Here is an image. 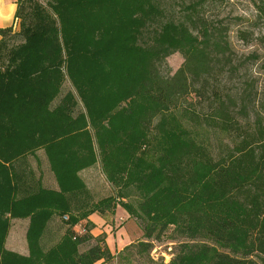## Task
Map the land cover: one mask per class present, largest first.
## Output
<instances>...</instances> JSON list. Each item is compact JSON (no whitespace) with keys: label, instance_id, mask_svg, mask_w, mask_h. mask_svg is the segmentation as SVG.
<instances>
[{"label":"trees","instance_id":"16d2710c","mask_svg":"<svg viewBox=\"0 0 264 264\" xmlns=\"http://www.w3.org/2000/svg\"><path fill=\"white\" fill-rule=\"evenodd\" d=\"M165 4L16 0V24L0 27V264L108 262L89 216L117 205L143 235L126 260L264 264V114L250 116L248 84L225 86L240 67L223 25L199 0L176 17ZM257 12L264 21V3ZM174 52L183 61L164 75L158 63ZM41 156L55 187L43 183ZM96 162L115 188L98 200L80 176ZM53 216L67 227L45 248ZM18 218H28L24 255L5 247ZM168 230L170 260H156Z\"/></svg>","mask_w":264,"mask_h":264},{"label":"rangeland","instance_id":"374dc122","mask_svg":"<svg viewBox=\"0 0 264 264\" xmlns=\"http://www.w3.org/2000/svg\"><path fill=\"white\" fill-rule=\"evenodd\" d=\"M38 1L42 4L46 2V0ZM188 2L189 0H165V5L169 10L168 13L176 17L181 13V7H184ZM263 3L264 0H199V9L204 18L223 25L229 36L231 55L234 64L239 65L240 69H238L239 72L230 77L225 75L223 79L228 80L225 82V86L232 90L233 88H243L244 84L245 86L249 85L250 116L253 115L254 109L264 114V21L261 20L257 12L258 5ZM182 61L183 55L174 52L158 63V69L164 75H171L181 65ZM69 87L70 84L67 82L63 88L64 92ZM252 103H255V106ZM77 108L84 110V105L79 97H77ZM40 153L42 155V151ZM31 160L32 165L37 168L35 160ZM40 161L42 173L51 178L50 182L49 179H46L48 183L46 185L53 186L54 178L48 169L47 161L42 156ZM80 176L94 200L105 197V195L115 194V188L105 178L100 162L81 170ZM142 207V209H147L146 204H143ZM116 208L119 210L115 211L113 215L101 216L95 212L93 213L96 215L95 221L89 218L94 223L90 230L92 235L104 232L107 246L113 254V258L103 264H142L145 261L144 258L137 256L129 260L124 258V255H127V251L124 250L125 247L130 243L143 239L138 221L130 217L120 205H117ZM85 224L86 220L80 221L79 224L74 226L75 231H81ZM66 227L60 218L53 216L48 221L41 236V245L45 248L52 245L60 239L59 237ZM26 230V221H12L7 233L5 247L23 255L27 254ZM170 233L171 231L168 230L160 241L154 242L155 247L151 251V256L154 259H162L165 262L170 260L168 254L172 249V242L169 238ZM93 243L94 240H90L80 245L79 250L83 251Z\"/></svg>","mask_w":264,"mask_h":264},{"label":"crops","instance_id":"0c3cea01","mask_svg":"<svg viewBox=\"0 0 264 264\" xmlns=\"http://www.w3.org/2000/svg\"><path fill=\"white\" fill-rule=\"evenodd\" d=\"M15 11H16V0H0V27H6V26H11V25L16 24V19L14 17ZM46 179H49L48 180L49 182L51 181L50 177L48 178L47 176H45V174H43L42 180H43L44 185L48 184ZM55 186H56V183H55V180H53L52 187H55ZM118 210L119 209H116L115 211H118ZM116 214H118V212H116ZM95 217H96L95 214H91L89 218L94 220ZM15 220L26 221V225H28V218H18L12 221H15Z\"/></svg>","mask_w":264,"mask_h":264}]
</instances>
